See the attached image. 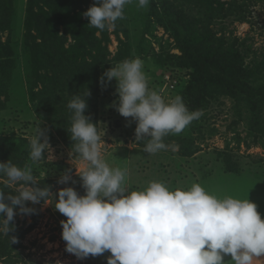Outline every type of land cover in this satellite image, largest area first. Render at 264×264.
Here are the masks:
<instances>
[{"label":"rangeland","instance_id":"374dc122","mask_svg":"<svg viewBox=\"0 0 264 264\" xmlns=\"http://www.w3.org/2000/svg\"><path fill=\"white\" fill-rule=\"evenodd\" d=\"M55 2H58L61 16L58 15L55 21L54 32L62 47L68 50L79 40L86 42L83 29L89 25V20L83 13L95 0H39L36 9H43L49 18ZM200 4V0H191L189 10L182 11L196 30L192 35L201 37L194 42L197 44L199 39H204L202 44H198V53L209 57L216 54L222 61L244 66L247 71L245 81L253 86L256 94L252 97L208 83L199 117L179 134L166 135L163 138L169 146L166 150L146 153L147 139L136 141V121L122 117L113 107L119 100L117 81L113 79L102 85L101 77L125 60L140 58L149 89L158 92L165 102L176 96L182 97L192 112L185 92L196 68L183 50L185 43L171 31L154 1L149 0L147 6L139 7L138 0H132L125 5L123 18L117 19L114 27L105 28L109 38L106 43L108 60L117 62L102 67L99 72L100 92L97 103L91 108L90 118L99 125L101 139L105 142L101 148L105 162L111 168L126 170L124 186L129 193L143 191L153 181L164 183L172 191H187L193 184H200L209 194L221 199L228 196L249 199L262 213L264 206H259L256 200H264V9L260 5L254 6L248 14V21L233 23L226 19L223 26L224 22L221 24L214 19L201 28L196 21H209L217 14L209 10L206 14H198ZM27 11L28 0H0V45L9 44L8 48L0 46V51L4 54L9 51L13 56L11 68L8 62L3 65L9 67L11 81L8 101L0 109V137L20 146L25 144L30 152V142L38 129L45 130L54 160L34 162L29 153L23 168L30 167L37 185L50 186L57 199L58 191L64 187H73L84 195L85 189L77 171L82 173L87 162L71 153L47 117L29 102L26 56L29 57V49L32 52L33 46L27 48L24 42ZM201 15L208 16L203 18ZM64 17L68 22L63 21ZM47 25L53 34L52 24ZM33 35L38 36L36 32ZM69 35L72 38L66 39ZM221 36L226 42L221 40ZM102 39L101 31L88 37L91 43ZM92 51L94 54L95 50ZM256 103L258 108H254ZM47 155L45 153L46 158ZM9 160L10 156L0 154V162ZM66 172L72 179L67 184L58 183ZM5 181L6 177L0 178V188L5 195L18 194L19 184L6 186ZM47 203L28 204V207L36 209L31 215L20 214L17 206L13 223L25 229L35 223L36 226L13 251L15 263L0 261V264H107L110 252L79 260L65 251L66 242L62 239L60 222L66 221L67 217L55 210L54 198H49Z\"/></svg>","mask_w":264,"mask_h":264},{"label":"clouds","instance_id":"9594fccd","mask_svg":"<svg viewBox=\"0 0 264 264\" xmlns=\"http://www.w3.org/2000/svg\"><path fill=\"white\" fill-rule=\"evenodd\" d=\"M130 3L132 0H95L83 16L89 20L88 26L104 30L123 18L124 7ZM148 3L138 0L139 7ZM113 79L119 97L113 107L122 117L136 121V141L147 139L144 151L148 154L166 150L169 146L163 138L179 134L200 115L190 112L182 97L165 102L158 92L150 90L140 58L111 67L101 77V84ZM89 95L88 91L83 98L74 95L67 105L74 113L69 131L76 143L71 153L87 162L82 173L77 171L85 194L64 187L57 199L50 186L37 185L30 167L21 168L11 160L0 162V178L6 177V186L19 184L16 195L6 196L0 188V231L8 235L13 230L17 206L20 214L31 215L36 209L28 204L43 201L48 205V199L54 198L55 210L67 217L60 222L65 251L79 260L105 252L111 253L107 264H225L226 256H231L230 264H253L264 257V220L249 199H221L200 184L187 191H172L156 181L143 191L129 193L124 186L126 170L111 168L105 162L99 125L85 115ZM30 148L34 162L55 158L42 128ZM69 172L58 183L67 184L72 179ZM11 242L18 241L13 237Z\"/></svg>","mask_w":264,"mask_h":264},{"label":"trees","instance_id":"16d2710c","mask_svg":"<svg viewBox=\"0 0 264 264\" xmlns=\"http://www.w3.org/2000/svg\"><path fill=\"white\" fill-rule=\"evenodd\" d=\"M38 1L28 0L25 24V45L27 48L29 45L33 46L32 52L29 49V57L27 58L26 56L27 82L30 93L29 102L39 113L47 117L56 133L71 150L73 143L76 142L70 138L71 133L69 130L74 113L68 108V103L74 95H80L83 98L88 91L90 95L86 97L88 109L85 115L90 117L91 108L97 103L100 92V88H98L99 72L102 67L109 64L115 65L117 61L108 60L106 43L109 42V38L107 29L99 30L94 27L85 26L83 36L86 38V42L79 40L70 49H64L62 47L63 44L61 45L55 37L54 32L57 26L55 21L58 20V15L61 16L60 8L57 6L58 2L54 3L55 6L52 8L48 18L43 9H36ZM153 1L160 9L161 15L165 16L171 31L175 32L177 37H180L185 43L183 50L187 58L192 60L195 65L196 73L191 83L186 87L185 92L189 109L192 112H200L206 99L205 88L208 83L220 85L227 90H238L252 97L256 94L253 86L245 81L247 71L244 66L222 61L216 57V54L213 57H209L198 53V44H202L204 39H199L197 44L194 42L201 37L192 35L196 30L191 27L193 26L191 21L182 12L183 9L185 11L189 10L191 0ZM200 1L198 14H206L208 10L217 14V17H212L211 19L209 17V21H196L201 28H205L214 19L215 22L221 24L226 19L233 23L248 21V14H250L254 6L260 5L264 9V0H227L226 3L222 2V0ZM87 8H89L88 5ZM201 16L204 18L208 15ZM67 17V19L70 18L69 15ZM64 18L63 21L68 22L66 17ZM45 19L47 22H45ZM47 24H52L51 28L54 35L47 29ZM223 24L225 26V22ZM98 31H101L103 39L99 40L98 43H91L88 37L91 35L95 36ZM34 32L38 36L33 35ZM221 37V40L226 42L225 37ZM104 41L105 43H103ZM0 46L8 48L9 44ZM123 46L125 47L124 44ZM92 50H95L94 54ZM2 52L0 51V109L8 101L11 81L9 67L11 68L13 65L12 54L9 51V53L5 51V54ZM6 62L11 65L5 68L3 65H7ZM2 99L5 100L1 102ZM254 108H258L257 103L254 105ZM91 122L94 123L93 121ZM19 146L20 144L16 142L10 143L3 137H0V154L6 157L10 156L11 162L14 165L23 168V163L29 157L30 152L25 144ZM73 153L77 157L74 151ZM41 202L44 203L43 201ZM11 223L13 230L8 235L0 233L1 262L15 263L13 251L21 246V242L36 226L35 223L25 229L24 226ZM13 237L18 242L12 243L11 239Z\"/></svg>","mask_w":264,"mask_h":264},{"label":"crops","instance_id":"0c3cea01","mask_svg":"<svg viewBox=\"0 0 264 264\" xmlns=\"http://www.w3.org/2000/svg\"><path fill=\"white\" fill-rule=\"evenodd\" d=\"M256 201H257V203H259L258 204L259 206H264V200H262L261 198L257 199ZM260 214H261L262 220H264V212H262ZM231 259H232L231 256H226L225 257V264H230ZM233 264H234V262H233ZM253 264H264V257H261L259 259H255L253 261Z\"/></svg>","mask_w":264,"mask_h":264}]
</instances>
